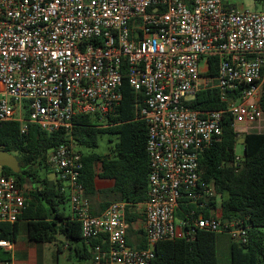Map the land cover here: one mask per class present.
Segmentation results:
<instances>
[{
    "label": "built area",
    "instance_id": "built-area-1",
    "mask_svg": "<svg viewBox=\"0 0 264 264\" xmlns=\"http://www.w3.org/2000/svg\"><path fill=\"white\" fill-rule=\"evenodd\" d=\"M211 57L218 59L214 76ZM123 75L147 128L145 246L127 243L125 202L91 213L75 146L62 144L47 155L83 240L100 239L90 247L91 263L150 264L157 243L190 235L176 218L185 202L198 210L191 212L193 227L247 244L248 228L221 218L218 194L200 178L199 157L226 120L238 136L264 129V11L237 9L229 0H0V123L18 122L21 134L30 124L70 133L78 116L115 111ZM207 90L216 91L223 109L189 107ZM1 168L0 223L12 224L25 198ZM12 250L11 241L0 240V252L12 256Z\"/></svg>",
    "mask_w": 264,
    "mask_h": 264
},
{
    "label": "trees",
    "instance_id": "trees-1",
    "mask_svg": "<svg viewBox=\"0 0 264 264\" xmlns=\"http://www.w3.org/2000/svg\"><path fill=\"white\" fill-rule=\"evenodd\" d=\"M183 1L190 3V0ZM209 62L208 75L214 76L218 59L211 57ZM120 93L121 101L112 114L103 118L78 116L70 133H47L30 124L27 133L21 134L18 122L0 123V150L14 155L20 168L18 173L6 167H2L1 171L15 178L23 191L26 205L15 223H0V240L14 243L18 237L19 222L23 221L31 243L53 245L58 254L63 247L71 251L72 245L83 243L89 252L85 248L80 258L91 259L90 247L100 243V239L89 243L83 240L80 222L65 209V204L69 202L68 193L62 191L59 181L47 178L51 174L47 155L62 144L95 149L98 136L102 133L116 137L110 155H83L79 151L83 162L79 182L85 196L90 203L98 200L101 210L112 202H125L128 226L141 212L143 214L150 171L146 153L147 128L138 118L136 94L124 75ZM259 103L264 114V83ZM189 107L197 111H211L221 110L224 105L215 90H207L198 92ZM238 137L226 120L222 135L199 157V175L202 181L212 184L218 194L221 218L235 220L248 228L247 244L234 242L226 233L193 227L191 212L197 214L198 210L185 202L176 211V218L186 223L185 229L190 231V235L157 243L150 264H218L216 252L220 237L226 239L229 264H264V132L252 131L243 135V155L239 161L235 155ZM42 171L45 175L41 176ZM97 179L110 182L111 187L97 190ZM215 204L211 203V206ZM92 214L98 213L92 209ZM203 214L207 216V210H203ZM126 239L130 245L127 233ZM144 246L143 237L138 248ZM11 261L9 253L0 252V264Z\"/></svg>",
    "mask_w": 264,
    "mask_h": 264
},
{
    "label": "crops",
    "instance_id": "crops-1",
    "mask_svg": "<svg viewBox=\"0 0 264 264\" xmlns=\"http://www.w3.org/2000/svg\"><path fill=\"white\" fill-rule=\"evenodd\" d=\"M95 187L97 190L107 189L111 187V183L107 181H99V183H97L96 181ZM98 203V200L96 202L90 203V207L92 206L91 213L92 209L93 212L98 214H100L104 210H101V208L98 206ZM67 210L71 213L69 202ZM144 224V216L141 212L139 217L131 222V224L128 226L127 238L132 240L134 246H139V244L143 240ZM50 246L45 247L44 244L31 243L27 238L26 224L25 222L21 221L19 222L18 237L13 243L12 264H47L46 253H48L50 259L53 260L54 258V249H52V247ZM85 248H87V252H89V248L85 246V244L83 245V243L72 245V250L69 251V258L75 259L76 264H92L89 258H80ZM62 250L68 249L66 247H63Z\"/></svg>",
    "mask_w": 264,
    "mask_h": 264
},
{
    "label": "rangeland",
    "instance_id": "rangeland-1",
    "mask_svg": "<svg viewBox=\"0 0 264 264\" xmlns=\"http://www.w3.org/2000/svg\"><path fill=\"white\" fill-rule=\"evenodd\" d=\"M230 3L234 5L237 9H246V10H256V11H264V4L262 1H254V0H229ZM261 132H264V129L261 130ZM116 142V137L112 136L110 134H100L97 139V147L95 149H84V148H77L78 151H80L83 155L86 154H97L100 156H106L111 154V150L114 147V144ZM235 155L236 157L241 158L243 155V135H240L237 138L236 145H235ZM45 175V173L42 171L40 174ZM47 178L49 180H53V177L51 174L47 175ZM97 179V183H99ZM29 188V186H28ZM65 209H68V204H65ZM20 236V235H19ZM128 242L133 245V242L131 239H128ZM226 239L225 237H220V242L217 246V263L218 264H229V257H228V250L226 248ZM45 247H48L50 245L44 244ZM52 249H54V258L53 260L50 259L48 253H46L47 258V264H76L75 259L69 258L70 252L68 250H62L61 253L56 254L55 247L51 245Z\"/></svg>",
    "mask_w": 264,
    "mask_h": 264
},
{
    "label": "water",
    "instance_id": "water-1",
    "mask_svg": "<svg viewBox=\"0 0 264 264\" xmlns=\"http://www.w3.org/2000/svg\"><path fill=\"white\" fill-rule=\"evenodd\" d=\"M0 167L9 168L13 173H18L20 168L14 155L0 150Z\"/></svg>",
    "mask_w": 264,
    "mask_h": 264
}]
</instances>
